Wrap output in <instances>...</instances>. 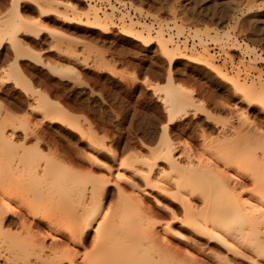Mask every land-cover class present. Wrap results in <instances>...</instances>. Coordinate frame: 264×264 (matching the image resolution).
I'll return each instance as SVG.
<instances>
[{
  "label": "bare ground",
  "instance_id": "6f19581e",
  "mask_svg": "<svg viewBox=\"0 0 264 264\" xmlns=\"http://www.w3.org/2000/svg\"><path fill=\"white\" fill-rule=\"evenodd\" d=\"M21 1L12 0L10 13L8 12L6 16L4 15L5 17L0 19V48L4 42H8L18 57L32 54V52L26 53L27 49L17 37L18 32L25 31L29 35L33 33V36L36 35V37H40L45 30L59 33L42 23V20L36 21L27 17L21 10ZM30 1L37 6L41 17L55 16L66 23H82L98 28L105 33L111 32L112 28L118 26L112 12L101 14L102 8L93 2H90L85 9H78L71 3L65 2L67 3L65 4L58 0ZM107 1L110 2V0ZM121 3L125 4L126 2L121 1ZM61 5L65 6L64 10L60 8ZM251 8L250 6L247 9L250 11ZM111 9L117 10L113 4H111ZM136 9L140 10L141 8L136 6ZM140 12L143 10L141 9ZM121 13L120 19L118 18L123 22L119 28L120 33L140 41L145 46L157 44L162 55L169 61L170 66L166 80L157 85L154 91L164 103L168 120L161 127L157 142H154V145L151 144L152 146H145V151L138 152V149V153L136 150L132 151V154L130 152L127 157L123 158V161L121 159L122 162H119L123 171L114 174L113 167H108L109 165L104 163L100 157L107 155L117 158V151L107 146L105 139H101L97 135L98 133L96 134L97 131L84 132L80 126L81 123L79 124L76 119L79 115L70 111L64 103L53 99L49 93L37 89L36 105L29 106L30 109L36 110V107L42 110L46 120L50 119L49 121L68 125L67 128L70 126L72 131L80 132L83 139H87L86 141L89 142L92 152H88L86 156L93 161L94 165L90 161L85 163L89 162L90 167L91 165L102 166L101 170L107 165L109 169H112H110L111 172L109 171L112 177L110 178L107 173L104 174L106 177H101L99 173L97 175L93 167V172H96V175H86V171H84L87 176L85 178L82 175L83 171L81 173L82 169L79 170L84 162H81V165L79 163L84 159L79 162L76 159L79 168L71 170L69 166L72 168L73 166L72 164L68 166V163L74 162L73 159L76 156L73 153L76 151L70 153L75 157L70 156L69 151L68 154L65 153L66 155L62 154L66 158H72L73 162L68 160L70 158L65 159L68 160L67 165L63 163L64 158L59 156L63 152L61 151L57 153L58 157L48 156L52 162L50 161L45 166H40V155L32 154L30 157L27 155L30 165L25 171L23 170L28 163L24 164V168L22 166V175H20L21 169H19L20 162L19 167H16L20 171L16 168L11 171L8 165L3 168L4 170L0 169V264L211 263L210 261L194 260L188 253L190 249L200 251L209 259H214L213 256H215L217 260L221 259L224 264H234V261H230L231 258L228 259L229 256L202 247L203 243L199 240L216 243L218 246L226 248L225 250L231 255L234 254L237 259L240 257V259L249 260L250 263L264 264V129L261 130L262 127L259 128L258 123L250 124L249 114H244L245 117L243 115V118L249 121L244 119L247 125L243 124L245 121L241 124L239 122L238 128L232 125L231 129L233 130L223 131L218 136L216 134V137L208 135L203 130V126L200 129L199 125V129L202 130L201 134L198 132L202 138L201 144H199L201 146L200 148L197 146L199 149L195 146L197 149L194 150L193 146L190 147V143L187 145L188 147L180 146L181 144L177 141L180 145L176 144L170 126L189 107H195L198 111L200 110L198 107L203 105H197L198 102H195L192 92H188V89L186 90L176 81L171 68L175 60L183 58L208 66L221 80L229 83L235 94L240 96L244 102L258 104L264 112V78L259 77L258 81L247 82L240 79L239 72H237L238 75L228 74L222 69L223 67L221 68L212 60L207 41L211 40L215 44L226 46L229 41L234 39V42L227 46H231L230 50H238L241 56L247 57L254 55L257 58L261 57L260 54L256 47L249 43L240 44L237 38L235 39L232 31L237 25L234 24L225 30H217L212 27L192 28L193 39L200 40L204 46L203 53L192 51L185 53L174 42L176 37L166 35L162 29L156 30V35H153L151 32L153 27L149 23L146 21L141 23L133 18L126 22L124 20L127 18H125L127 13L123 11ZM139 23L143 29L136 27V24L139 25ZM172 23L179 33H184L185 27L179 20L174 19ZM250 61V63L254 62ZM71 67L62 69L54 67L55 69H53L71 72L74 70ZM10 74L18 84L24 85L28 81L32 85V81L22 71L18 60L14 71ZM201 108L203 111L205 106L203 105ZM6 114L5 116L1 115L3 118L0 117V154L7 155L8 153L17 156L21 151H18V148L22 146L18 147L21 142L16 143V129L21 126L24 128L26 136H29L27 133L32 134L34 126L32 129L30 127L32 122L30 124V120L27 122L28 114L25 119L21 117V120L19 117H17L19 120H16L11 111H7ZM208 123L207 126L211 128L212 125ZM188 132L186 133L188 134ZM183 133L185 134V132ZM197 138L200 139L198 136ZM145 147L143 146V149ZM77 156L81 158V156ZM77 165L76 167H78ZM108 168L105 169L108 170ZM5 169L6 171L9 169L14 177L17 180L20 178V182H24V184L15 182V178L14 181L10 175L7 176L10 174L9 171L4 176ZM60 169L62 172L59 171ZM126 171H129V174H126ZM112 173L117 179L113 180L115 177L113 178ZM16 175L18 176L16 177ZM112 189L117 191L119 202L110 204V207L108 206L109 208L104 210V201ZM150 191H155L166 201L154 199L157 204L160 202L161 207H157L162 209H156L155 203L152 204L153 206L150 204L148 196H146L151 194ZM194 195L198 199L201 197L204 203H198L201 200L196 202ZM211 200H213V204L215 201V205L223 202L222 206L219 205L218 211L215 210L217 208L213 209L215 213H211L212 216L207 215V212L212 211L210 209L213 206L207 207L211 205H209ZM203 204L207 205L208 211ZM10 212L17 216L16 223L19 227H17L18 231L15 229L16 232H12L7 227L9 226L7 215ZM39 219L46 221L49 228L47 233L40 232L35 228L38 226ZM177 223L181 224L180 230L176 228ZM186 231L191 236L187 235ZM53 233L60 236H55ZM48 236L53 238L50 242L46 241ZM171 238L178 239L182 245H185L188 252L174 246L171 243ZM221 260L219 261L221 262Z\"/></svg>",
  "mask_w": 264,
  "mask_h": 264
},
{
  "label": "rangeland",
  "instance_id": "374dc122",
  "mask_svg": "<svg viewBox=\"0 0 264 264\" xmlns=\"http://www.w3.org/2000/svg\"><path fill=\"white\" fill-rule=\"evenodd\" d=\"M58 1H61V3H71V5H75L78 9H85L90 2H93L99 8H102L100 3L103 2V0ZM115 1H128L130 6L133 7L135 11L139 12L141 16L157 22L159 28L155 29L153 23L146 21V23H149L153 27V29L151 28L153 35H156V30L162 29L166 35H172L173 38L184 37L183 42H180V40H176L175 38L174 42L177 43L185 53H191V51L199 54L203 53V44L200 43V40L193 39L192 30L194 28L212 27L217 30H225L229 28L231 24L237 25L235 30L232 31L235 39L237 38L240 44L249 43L256 47L261 57L256 58L254 55L252 57H247L245 55L241 56L238 50H230L231 46H229L230 48L227 46L232 44L234 39L229 41L226 46L217 43L215 44L211 40H208L207 47L212 54V60L220 65L221 68L223 67L222 69L228 72V74L238 75L237 72H239V77L243 81L251 82L252 80L258 81L259 77L264 78V0ZM11 4L12 0H0V19L5 17L8 12L10 13ZM20 4L22 12L27 17L36 21L40 19L46 26L56 32L59 31V33L45 30L40 37H36L35 34V36H33V33L32 35H29L25 31H23V33L22 31L18 32L17 37L24 44V48L27 49V52H25H32V54L18 57L16 51L8 42H4L0 48V117L1 115H7V111H11L16 120L18 119L17 117H19V119L21 117L25 119L28 114V117H26L28 118L27 122L30 120L29 124L32 122L30 127L32 128L34 126L31 133L33 131L36 133L38 132L37 134H34V132L32 134L26 132L27 135H29L26 136L25 131H23L24 128L19 126L15 131V140L18 144L21 142V145H18V147L22 146L18 148V151H21L17 156L9 155L8 153L7 155L0 154V169L4 170L3 168L8 165V167L11 168V171L16 170V167H19L20 162L21 167H19V169H21V171L19 169L17 170L20 171V173H23L25 169L28 170L27 167L30 165L27 160V155L30 157L32 154L40 155V166L49 164L51 159H49L48 156L56 157L58 155L57 153H60L61 151H63L60 153L61 155L59 154L61 158L63 157L64 160L70 158L68 160L72 161L71 157H64L69 151L70 156H76L75 159H73L75 164L76 159H78L77 162L84 159L85 161L81 160L79 163L81 165L84 162V165L82 164L79 168V164H76L78 166L76 167L75 164V166L73 165V161V163L69 164L68 160H65L63 163L65 165L68 163V166L72 164L73 168L69 166L71 170L78 168L79 170L82 169L81 173L83 171L82 175H84L85 178H87V174L98 175V173L101 177H106L104 174L107 173L110 175L109 171L111 168H108L110 166L113 167L114 174H117L118 171H123L119 163L121 159L123 161V158H125V156L127 157L130 152L131 154L135 150L136 153L140 150V152H142L143 150L145 151L146 147L149 145H154L157 142L156 139L158 140L159 138L158 134L160 135L159 131H161V127L168 120V114L164 108V103L154 92L155 87L164 83L166 80L170 66L168 59L162 55L157 44L145 46L140 41L120 33L119 28L123 22L119 20V17L122 15V11L100 9L101 14L112 12L115 16L114 21L118 25L117 27L112 28L111 32L105 33L98 28H93L82 23H66L57 19L55 16L41 17L37 6L30 0H22ZM62 5L60 8L64 10L65 6ZM136 6L140 7L143 12H140L141 9H136ZM250 6L252 7V10L250 9L249 11L247 8ZM126 17L127 14L125 15V18ZM174 19L179 20V22L183 24L185 27L184 33H179L174 27V23H172ZM124 21L129 22V19L126 18ZM136 21L141 23L145 22L140 19ZM141 23H139V25L136 24V27L143 29L140 25ZM191 39L197 42L200 46L197 47L195 44L192 46L188 45L187 42ZM185 40L187 42H184ZM17 60L24 74L32 81V85L29 84L28 81H26L24 85L18 84L14 78L10 76V73L15 69ZM250 60H253L254 62L250 63ZM54 67H58V69L59 67L61 69L71 67L74 70L72 69L73 71L71 72L55 71ZM171 68L176 81L186 88V90L188 89V92H192L193 97L196 100L195 102H198L197 105L203 104L205 106L203 111H201L203 105L198 107L200 109L198 111H196L197 109H195V107H189L186 112L181 114L176 120L177 122L175 121L170 125L173 130L171 131L173 132L172 134H174L173 137L176 144L180 143L181 145H178L182 147H184L183 145L187 146L191 144L190 147L193 146L192 148L194 150L198 147L200 148L201 145L199 144H201L202 139L200 138V134L202 133V130L200 129H202V126L203 130H205L208 135L216 137V134L218 136V134L223 131L226 132L233 130L231 129L233 126H237L236 128H238V126H240L239 124L245 120L248 121L243 118L244 114H249L250 124L255 122L254 125H256V123H258L257 126H259V128L261 126V130L264 129V112L261 107L255 103L248 104L244 102L240 96L235 94L231 85L221 80L215 72L208 68V66L178 58L171 65ZM37 89L49 93L53 99L62 102V104L64 103L70 111L79 115L76 119L79 124L81 123L80 126L84 129V132L97 131L96 134L98 133L97 135L100 136L101 139H105L104 141L107 146H110V148L117 151L118 154L117 158L115 157L116 159L107 155H102L100 157L104 163L109 165L108 167L105 165V168H108V170L105 168V170H101L100 167L102 166H92L94 165L92 163L93 161L86 156L88 152H92L89 142L86 141L87 139H83L80 132L72 131L70 126L67 128L68 125L49 121L50 119L46 120V117H43L44 113L42 110L36 107V110H33V108L32 110L30 109L29 106L32 107L33 105L34 107L36 105L38 96L36 92ZM3 116L1 118H3ZM246 121L243 124H246ZM207 123L212 125V129L207 126ZM180 125L183 127H180ZM199 125L201 127L200 129ZM193 130L195 131L192 132ZM179 131H182V133ZM183 132H185V134ZM186 132H188L189 135ZM196 132L201 133H198V135ZM196 134L200 138L199 140L197 136H195ZM25 136L28 138L26 139ZM22 144L26 145L23 147ZM143 146H146L145 149H143ZM195 146L198 147L196 148ZM41 151L43 152L42 154L40 153ZM73 151H76L73 153L75 156L70 154ZM84 152L86 153L84 154ZM62 154L64 155L62 156ZM77 155L81 156V158L79 157V159ZM24 159L27 161L26 163H24ZM87 161H90L92 164L91 167L89 162L85 163ZM24 164H27V166ZM22 166L23 168L25 166L24 170ZM93 167L97 172H95L96 174L93 172ZM61 170L62 169L59 171ZM8 171L5 172L4 176ZM84 171H86V175L84 174ZM9 173L10 174L7 173V176L10 175L14 180V175L10 171ZM22 173L20 175H22ZM114 174L113 178L115 177ZM126 174H129V171H126ZM17 176L18 175H16V177ZM111 177L112 176L110 175V178ZM115 179L117 178L115 177L113 180ZM15 180V182L18 181L20 184H24V182H20V178L19 180L15 178ZM121 183L124 182L121 181ZM150 192L151 194L146 196H148L151 205L155 203L154 205L156 206V209L161 207V204L160 202L157 204L154 199L158 198L162 202H166L163 197L161 198V196H159L158 193H155V191ZM108 193L109 194H107L108 196L106 197L107 199L104 201V210H107L110 207V204L113 205L119 200L115 189H112ZM195 199L196 202L201 200L198 203H204L201 197L198 199L196 196ZM210 202V206L203 204V206L205 205V208L206 206L210 208L211 206L214 207H212V209L209 208L213 211H209L210 214L207 212L208 208H206L207 215H211V213L214 214L215 210L218 211V208L222 206L223 203H216L215 205V201L214 204L213 200ZM218 202L220 201L218 200ZM7 216V223L9 225L7 227L10 228L12 232L15 231V229L17 230V227H19L16 223L17 216H15L13 212H10ZM180 227L181 224L177 223L176 228L180 230ZM35 228L44 233L49 231L47 223L43 219L38 220V226ZM185 233L191 236L189 232L186 231ZM53 235L60 236L57 233H53ZM52 239V237L48 236L46 241L50 242ZM199 241L203 243L202 247L208 248L209 251L221 252L222 255L229 256L228 259L230 260L231 258L230 261H234V264L236 262V264L252 263L248 262L249 260H244V258H241L242 260L240 257L238 259L235 258L234 254L231 255L230 252L228 253L225 250L226 248L224 249L216 243H207L204 240ZM171 243L178 248L180 247L182 250L185 249V252H188L185 245H182L178 239L171 238ZM187 248L189 249V247ZM190 250L188 253L194 260L210 261V264H224L221 259L217 260L215 256H213L214 259H209V257L205 256V254L203 255L200 251L197 252ZM219 260H221V262Z\"/></svg>",
  "mask_w": 264,
  "mask_h": 264
},
{
  "label": "built area",
  "instance_id": "2783aa9c",
  "mask_svg": "<svg viewBox=\"0 0 264 264\" xmlns=\"http://www.w3.org/2000/svg\"><path fill=\"white\" fill-rule=\"evenodd\" d=\"M101 4V7L107 10H111V4H113V6H115L117 8V10L119 11H124L127 13V19L133 18V19H140L141 21H149L151 23H153V27L159 28V24L157 22L152 21V19L150 18H145L143 16L140 15L139 12L135 11L133 7L130 6V3H128V1H126V3H121L115 0H111V2L108 1H103ZM181 39V40H180ZM176 40H180V42H183L184 37H181L178 39V37H176ZM188 45L192 46L193 44H195L197 47H199L200 45L197 42H194V40H189L187 42Z\"/></svg>",
  "mask_w": 264,
  "mask_h": 264
}]
</instances>
